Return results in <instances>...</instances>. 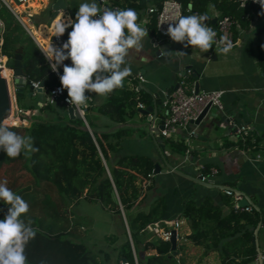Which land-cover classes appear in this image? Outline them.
Wrapping results in <instances>:
<instances>
[{"label":"trees","instance_id":"obj_1","mask_svg":"<svg viewBox=\"0 0 264 264\" xmlns=\"http://www.w3.org/2000/svg\"><path fill=\"white\" fill-rule=\"evenodd\" d=\"M158 1L105 0L104 4L108 8H132L138 12ZM180 2L186 16L203 14L210 3L222 15L232 16L234 24L240 23L244 28L257 19L253 33L257 64L264 74V13L257 5L248 3L240 8L237 0ZM0 18L3 22L0 53L10 58L21 46L27 79L43 82L42 92L33 94L44 99L23 108L19 105V97L16 98L19 108L36 110L37 114L28 118L27 125L9 126L20 135L32 136L34 147L39 151L31 159H26L23 154L12 159L0 150V182L7 180V186L29 204V212L22 218H31L37 230L35 239L25 250L28 264H103L99 255L86 244L83 219L73 213L72 208L81 200L97 202L104 211L120 218L124 211L138 264H189L181 238L176 243L178 253L174 254L171 243L161 236L170 228L164 218L165 200L159 197L147 202V194L153 187L148 174L154 175L155 162L146 155H119L122 142L132 136L123 124L136 114L137 104L145 99V94L134 89L125 79L123 88L105 97L99 106L90 107L95 113L86 114L90 130L85 129L80 118L72 119L64 114V103L46 101L59 79L38 45L1 0ZM35 35L38 40H44L41 34ZM64 64L69 65V62ZM94 114L105 117L109 123L99 127ZM164 141L177 153L184 154L187 149L181 142H173L170 138H164ZM258 142L255 133L248 131L239 136L235 144L227 143L224 147L254 149L259 148ZM201 170L206 174L210 171L206 165ZM222 204L227 207L226 211L210 197L200 203L190 197L183 203L179 220L190 230L185 238L197 249L198 264L206 263L208 256H213L218 264L254 262L257 252L253 232L260 218L259 211L252 207L248 211L234 208L233 198L225 193L222 194ZM8 207L0 201V219L5 217ZM122 223L125 240L118 249V257L134 264L123 220ZM108 238L114 240V236ZM150 249L154 253L146 254Z\"/></svg>","mask_w":264,"mask_h":264},{"label":"crops","instance_id":"obj_2","mask_svg":"<svg viewBox=\"0 0 264 264\" xmlns=\"http://www.w3.org/2000/svg\"><path fill=\"white\" fill-rule=\"evenodd\" d=\"M55 1L32 0L26 4L13 5L19 14V22L39 48L42 46L45 49L49 46L54 33V24L58 20H66L69 17L74 19L79 5L91 2V0H66L67 9L59 11L55 16L52 10ZM209 4L203 14L207 13L210 18L205 22L206 25L213 27L216 23H213L216 14L218 12L221 14V12L216 8L210 10ZM104 5V3L100 5L101 9ZM150 5L137 12V22L146 28L149 34L144 38L140 52L130 50L128 60L131 75L126 79L134 89L145 94L143 96L145 99L139 103L147 107L158 102L156 117L152 124L147 115L140 112L141 108H137L136 114L123 124L129 128L132 136L122 142L119 155H146L164 170L150 176L153 180V187L147 194V202L159 197L165 200L164 218L167 225H170L174 219L179 220L183 203L190 197L196 203L210 197L226 211L227 207L222 204L223 187L246 195L250 201L248 205L260 213L255 227L257 228L256 247L259 251L256 250V252L257 257L259 253L261 254L262 264H264V74L257 64L253 33L258 20L252 21L247 28L241 26L240 23L233 24L231 32L234 43L233 48L227 54L218 52L215 44L205 53L198 48L194 49L192 46L185 48L181 43L159 37L156 33L155 17L153 18L154 15L148 11ZM70 31L71 28L65 33L68 34ZM36 33L41 34L44 40H38ZM161 48L172 51V54L162 55ZM176 51L185 52L186 55L178 57ZM184 69L192 71L190 82L194 87L197 83L199 91H223L221 97L223 108L220 110L212 107L196 126L195 136H189L186 130L179 129L176 135L170 138L173 142H181L191 151L185 162H183L184 154L175 152L170 145L166 144L157 130L164 113L160 102L165 93L173 89L179 73ZM60 71L62 75L63 65L60 66ZM139 76H142L143 80H140ZM25 90L29 93V88ZM86 95L89 97L85 105L86 112L93 115L95 112L90 110V107L99 106L105 97L88 92ZM94 115H96L94 121L99 127L109 123L106 118ZM232 122L238 125H250V131L254 132L259 139V148L226 149L224 146L227 143L235 144L238 141V136L231 126ZM167 165L186 176L169 169ZM204 165L209 169L217 170L216 175L204 182L211 184L212 187L188 178L198 179L202 171L200 168ZM76 215L82 218L85 211L78 209ZM107 216L110 230L100 236L96 235L95 230H90L85 235V241L92 243V249L103 260V264H121L118 249L125 240L122 220L127 223V218L124 211L121 212V218L111 213ZM84 227L85 225L82 224L83 229ZM189 232L188 228L187 234ZM109 236H114V240L109 239ZM145 253L153 254L154 250L150 249ZM216 263L218 264L217 261ZM205 264L213 263L207 261ZM249 264H258L257 258Z\"/></svg>","mask_w":264,"mask_h":264},{"label":"clouds","instance_id":"obj_3","mask_svg":"<svg viewBox=\"0 0 264 264\" xmlns=\"http://www.w3.org/2000/svg\"><path fill=\"white\" fill-rule=\"evenodd\" d=\"M258 2L264 7V0ZM208 8L214 10L215 5L209 4ZM209 19L207 13L178 15L174 23H168L166 34L185 48L192 46L206 53L216 44L218 52L227 54L233 48L232 41L227 36L215 40L217 33L205 23ZM137 21L138 13L132 8L101 9L97 0H91L79 5L74 19H60L54 24L55 37L63 36L71 28L68 39L62 47L50 44L41 51L53 71L58 72L63 65L60 82L67 90L70 105L76 108L86 105L89 99L86 92L107 97L123 88L125 79L131 75L130 50L140 52L149 34ZM161 54L170 56L172 51L161 48ZM176 55L183 57L186 53L176 51ZM69 59L71 65L64 64ZM0 150L12 159L21 154L31 159L39 151L32 136L20 135L4 122H0ZM7 183V180L0 182V201L9 206L5 217L0 219V264H28L25 250L37 230L31 218H22L29 212V204Z\"/></svg>","mask_w":264,"mask_h":264},{"label":"built area","instance_id":"obj_4","mask_svg":"<svg viewBox=\"0 0 264 264\" xmlns=\"http://www.w3.org/2000/svg\"><path fill=\"white\" fill-rule=\"evenodd\" d=\"M14 14V16L19 20V14L15 11L13 5H20L26 4L32 0H1ZM105 0H100L101 5ZM238 5L240 8L246 7L248 3H252L257 5L261 12L264 13V7L258 2V0H237ZM149 13L155 15V23H156V33L162 39H171L169 35L166 34L168 23L174 21L178 15H183V6L180 0H159L158 3L151 4L148 8ZM174 23V22H172ZM234 24L233 17L230 15H222L219 12L216 14V23L212 27V29L217 33L215 40H219V35L227 36L232 43L233 37L231 28ZM3 29V22L0 18V30ZM66 34V33H65ZM68 36L63 39V36L55 37V32L52 34L49 45L53 44L56 47H62L63 43L66 42ZM216 45V44H215ZM217 46V45H216ZM43 49L42 46L40 50ZM42 52V51H41ZM43 54V53H42ZM44 55V54H43ZM45 57V55H44ZM46 58V57H45ZM9 57L4 56L0 53V71L2 76L6 80L8 93L11 102V110L10 114L4 119V123L8 126H18L23 125L25 121L28 122V118L33 115V110H22L18 107L16 98L14 95V85H13V77L11 74V69L7 66V60ZM47 60V59H46ZM48 61V60H47ZM71 65V60H66ZM65 62V61H64ZM50 64L51 62L48 61ZM53 71V70H52ZM59 79V84L54 86L49 94L46 96V101L50 104H54L57 101H61L67 107H72L80 116V119L84 122V124L90 129L87 119H86V108L85 105L81 108H76L68 103V93L66 89H63L60 76L61 71L59 67V71H53ZM192 76V71L190 69H184L178 75V80L175 84V87L167 93H165L163 100L160 102L161 107L164 110L161 125L162 129L158 130L159 135L162 138H172L176 135L179 129H184L187 131L189 136L196 135V126L195 120L201 114L203 109L209 104L210 107H216L217 109H222V101L221 97L223 91L220 90H213V91H198L195 92V87L190 82V77ZM140 80H143L142 76H139ZM31 87L33 91L38 87L39 82L30 81ZM137 107L144 109L145 106L142 103H138ZM22 116H25L23 118ZM149 121L153 124L155 117L149 113ZM18 121V124L16 122ZM25 125V124H24ZM232 128L234 129L235 133L239 136L246 134L248 131L251 130L250 125L248 124H241L238 125L236 123H231ZM191 154V151L187 148L184 153V160L185 162ZM201 166L200 169H202ZM217 170L215 168H211L209 174L202 173L198 175V179L202 182L208 181L211 177L216 175ZM151 174H148L150 177ZM224 193L231 196L233 198V207L234 208H242L245 211L250 210V206L241 207L239 206V200L241 199L240 196L235 195V193L229 189H224ZM182 221L178 219H174L170 222V228L167 231H163L161 236L164 241H169L171 239L172 230L175 231L176 240L180 238L178 229L180 228ZM124 224L127 230L128 238L131 243V248L133 252V261L134 264H138V259L134 250L133 242L130 236L129 228L124 220ZM121 264H130L127 261L122 262Z\"/></svg>","mask_w":264,"mask_h":264},{"label":"water","instance_id":"obj_5","mask_svg":"<svg viewBox=\"0 0 264 264\" xmlns=\"http://www.w3.org/2000/svg\"><path fill=\"white\" fill-rule=\"evenodd\" d=\"M98 3L101 5L100 0H98ZM103 8H108V7L105 5ZM66 9H67L66 0H56L55 3L52 5V10L54 11L55 16L58 14L59 11L66 10ZM112 9H117V8H112ZM215 22H216V19L213 20V23H215ZM67 36H68L67 33L64 34L63 39H65ZM7 66L11 69V74L13 77L15 98L22 96L26 87L29 88L28 96H31L35 92H37V93L42 92L43 82H40L38 87L33 91V88L31 87L30 81L27 79V75L24 71L23 48L21 46L17 47L14 50L11 57L7 60ZM174 87H175V85H174ZM198 91H199V88H198V84L196 83L195 84V92H198ZM157 105H158V102L156 101L154 104L148 105L144 109H141L140 112L142 114H146V115L151 113L154 117H156ZM211 108L212 107H210V105L208 104L203 109V111L198 116V118L195 120V124H199L201 122V120L210 112ZM10 110H11V102H10V97H9V93H8L6 80L2 76V73L0 71V122H4V119L10 114ZM64 114H67L72 119L80 118L79 114L72 107H67L66 110L64 111ZM147 117H148V120H150L149 116H147ZM84 127H85V129L90 130L86 125ZM160 129H162V125H159L157 128V130H160ZM167 166L169 167V169H172V170L176 171L177 173L184 175L182 172H180L176 169H173L171 166H169V165H167ZM162 171H164V170L160 168L159 164L155 163V167H154V171H153L154 174H157V173L162 172ZM184 176H186V175H184ZM188 178H190L193 181H196L198 183H201L202 185L212 187L211 184L204 183V182L200 181L199 179H194L192 177H188ZM223 189H226V188L223 187ZM231 190L235 193V195L241 197V199L239 200V206H241V207L248 206L250 201L248 200L249 198L246 195H244L243 193H241L239 191H237L238 193H236L235 190H233V189H231ZM256 229L254 231V240H253L255 247H256V239H255ZM171 234H172L171 239H170L171 251L174 254H177V252H176L177 240H176L175 231L172 230ZM256 250H257V252H259L257 247H256ZM121 260H122V262L125 261V259H121ZM257 261H258V264H262V256L260 253L258 254Z\"/></svg>","mask_w":264,"mask_h":264},{"label":"rangeland","instance_id":"obj_6","mask_svg":"<svg viewBox=\"0 0 264 264\" xmlns=\"http://www.w3.org/2000/svg\"><path fill=\"white\" fill-rule=\"evenodd\" d=\"M28 88V87H26ZM27 91L23 92V96L19 97V105L22 106L23 108H26L30 105L35 104L40 99H44L42 96H38L36 94L32 96L27 95ZM18 98V97H17ZM33 115L37 114L36 110H33ZM87 114V112H86ZM105 118V117H103ZM24 124H29L27 121L23 122ZM23 124V125H24ZM81 200L77 207L73 209V213L76 214V211L78 209H81L82 211H85V215L82 217L83 224L85 225L84 229H86V233H88L90 230H95L96 235L100 236L101 234L106 233L108 230H110V225L108 223V216L110 213L104 211L102 206L97 203V202H87ZM170 226V225H169ZM83 229V230H84ZM179 235H180V240L181 242L183 241V244L186 249L185 253V258L186 262L189 264H198L197 261V249L194 248L191 243L185 238L188 232V226L186 224L181 223L180 228L178 229ZM87 246L89 248H92V243L86 242ZM102 246L101 244H99ZM103 247V246H102ZM95 248V247H94ZM192 250V251H190ZM95 253L96 251L93 250ZM184 256V254H183ZM208 262H212L213 264L216 263V259L213 258V256H208ZM205 264V263H203Z\"/></svg>","mask_w":264,"mask_h":264},{"label":"bare ground","instance_id":"obj_7","mask_svg":"<svg viewBox=\"0 0 264 264\" xmlns=\"http://www.w3.org/2000/svg\"><path fill=\"white\" fill-rule=\"evenodd\" d=\"M5 121V120H4ZM18 123V121L16 122V124Z\"/></svg>","mask_w":264,"mask_h":264}]
</instances>
